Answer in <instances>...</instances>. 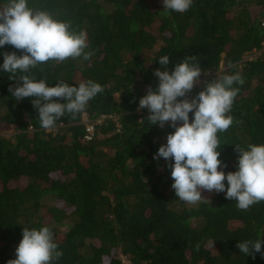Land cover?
<instances>
[{"label":"trees","instance_id":"obj_1","mask_svg":"<svg viewBox=\"0 0 264 264\" xmlns=\"http://www.w3.org/2000/svg\"><path fill=\"white\" fill-rule=\"evenodd\" d=\"M27 2L86 31V51L94 53L29 74L49 86L92 80L104 91L49 131L32 98L17 101L9 86L18 81L0 70V264L16 258L23 228L43 226L63 253L52 264H126L122 257L128 264H264L260 253L253 259L236 247L264 237V201L247 211L223 192H202L211 202L181 201L169 161L153 158L175 129L149 124L148 110H138L159 83L154 70H164L162 56L170 72L196 57L189 62L204 74L189 99L206 82L239 72L244 83L233 85L239 92L229 113L238 123L218 133L223 170L236 171V145L264 144V0H193L183 13L163 9V0ZM13 51L23 54L0 47V65ZM103 117L87 140V123Z\"/></svg>","mask_w":264,"mask_h":264},{"label":"clouds","instance_id":"obj_2","mask_svg":"<svg viewBox=\"0 0 264 264\" xmlns=\"http://www.w3.org/2000/svg\"><path fill=\"white\" fill-rule=\"evenodd\" d=\"M192 4L193 0H163V9L183 13ZM6 44L23 53H3L0 70L8 73L10 80L18 81L15 87L9 86V91L17 101L32 98L45 130H53L66 113L73 117L82 114L88 102L104 91L92 80L80 82L78 87L63 81L49 86L45 79L37 80L29 74L31 69L49 61L64 62L81 57L88 61L94 53L86 51L89 48L86 31L71 30L70 22L55 19L47 11L34 10L27 0H8L7 4L0 5V47ZM190 60L195 61L196 57L185 58L170 72L167 69L169 57H160L164 70H154L159 83L155 90L149 86L147 94L139 99L138 110H148L149 124L161 128L168 124L175 129L153 158L169 161L174 181L171 187L176 197L186 204L209 202L210 198L202 195L204 191L223 192L226 199L236 201L239 210L247 211L264 201V144H249L247 149L236 145L238 168L226 174L223 167L227 165L222 167L219 159L222 146L218 138V133L238 123L229 113L239 92L233 85H242L244 79L239 72L225 74L206 82L202 90L189 99V93L204 74L199 64ZM189 113L194 116L191 121ZM262 245L264 237L238 242L236 247L255 259L256 253L264 256ZM62 254L49 227L23 228L16 258L7 264H52Z\"/></svg>","mask_w":264,"mask_h":264},{"label":"built area","instance_id":"obj_3","mask_svg":"<svg viewBox=\"0 0 264 264\" xmlns=\"http://www.w3.org/2000/svg\"><path fill=\"white\" fill-rule=\"evenodd\" d=\"M105 117H103L102 119H99L97 120L96 122H91V123H88L87 124V134L85 136V138L87 140H92L93 136H94V133H95V129H96V125L97 124H100L102 122V120L104 119Z\"/></svg>","mask_w":264,"mask_h":264},{"label":"rangeland","instance_id":"obj_4","mask_svg":"<svg viewBox=\"0 0 264 264\" xmlns=\"http://www.w3.org/2000/svg\"><path fill=\"white\" fill-rule=\"evenodd\" d=\"M122 258H123V261H124L126 264L129 263V261H128L125 257H122Z\"/></svg>","mask_w":264,"mask_h":264}]
</instances>
